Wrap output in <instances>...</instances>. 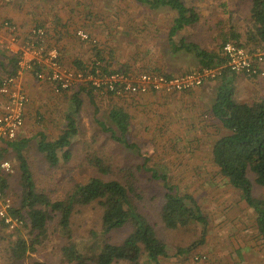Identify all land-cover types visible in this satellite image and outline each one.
<instances>
[{"label":"trees","instance_id":"1","mask_svg":"<svg viewBox=\"0 0 264 264\" xmlns=\"http://www.w3.org/2000/svg\"><path fill=\"white\" fill-rule=\"evenodd\" d=\"M133 1L150 12L167 11L173 14L166 28L153 29L171 45L172 55L175 57L184 53L194 56L197 67L186 73L226 64L224 47L227 44L264 52V0H237L250 2L246 30L242 32L231 25L228 31H220L222 22L218 23L215 26L217 35L214 39L215 41L219 39L220 43L216 48L194 39L193 33L199 28L202 15L189 0ZM35 28L45 31V45L48 48L58 47L49 43V36L42 26ZM78 31L79 29L76 30L77 39L85 48L91 47L94 58L89 63L76 61L74 63L76 70L84 71L100 64L106 73H133L127 66L115 68L116 63L113 62L115 50L100 48L103 41H96L87 31L85 32L90 36V40L82 41L77 35ZM61 61L65 64L62 57ZM0 70L1 88L5 79L17 75L18 57L9 58L7 67L0 64ZM144 73L167 77L179 76L157 70ZM234 74L238 73L225 70L215 80L221 81V86L218 88L211 114L228 134L224 136L217 134V138L208 141L211 146V162L228 186L239 192L241 200L252 211L255 217V230L264 246V197L256 196L254 191L255 186L264 191V100L237 102L234 80L227 79L228 75ZM56 91L72 96L74 110L64 118V126L55 136H49L43 130H39L31 138L18 137L12 141L0 139V159L15 158L19 174L16 180L19 183L18 188L13 190L14 203L10 196L13 171L0 174V189L5 191V196L11 200L9 215L18 223L13 233H7L10 226L0 218L2 264H52L48 260H39L33 256L47 246L51 239L58 238L62 241L59 264H164L163 261L172 257L170 246L160 237L158 223L154 222L151 214L143 207L145 197L141 180L143 172L150 173L151 181L162 191L161 196L151 197L153 200L160 197V206L157 209L159 224L170 231H187L200 225L203 227V234H206L209 219L197 199L191 194L183 193L180 187L171 181L167 170L161 172L160 169L150 167V157H145L144 162L136 167L116 172L110 160L95 152L86 158V162L90 168L97 171V176L89 178L83 184L73 179L70 189L65 190L61 196H57V190L41 189L29 162V151L34 148L50 168L68 164L73 158V141L81 135L75 119L84 106L79 96L85 94L89 103L95 106V97L101 95L91 87ZM189 92L191 91L181 94ZM102 96L124 102L130 98L117 95L116 92H106ZM97 124L100 132L118 146L121 145L130 153L135 151L138 157L142 155L140 144L129 139L132 115L124 107H112ZM32 141L35 142L34 146H31ZM92 141L95 142V139ZM198 143L194 146H198ZM123 172L122 177L114 178ZM108 176L113 178L106 179ZM89 207L98 208L99 223L87 232L84 245L80 247L77 240L80 225L76 222V217L81 216ZM116 234H122L121 240L114 238ZM204 243L203 235L200 241L190 247L174 248L176 252L174 256L189 253Z\"/></svg>","mask_w":264,"mask_h":264},{"label":"rangeland","instance_id":"2","mask_svg":"<svg viewBox=\"0 0 264 264\" xmlns=\"http://www.w3.org/2000/svg\"><path fill=\"white\" fill-rule=\"evenodd\" d=\"M37 1H40L37 8L31 4L30 12L34 17H40L45 11L41 3V1L45 2V0ZM67 1L70 2V5L67 3L65 10L71 7L74 12L78 11L76 14H71V16H75L78 23L87 22L86 19L89 17L87 16V18L86 15L90 13L92 18H98L99 20L98 24H96L97 22L95 23L97 28L100 24L106 26L105 28L108 29V32H112L113 36L111 38L109 34L105 35L106 37L104 36V40H102L105 41L104 45H108L112 39L116 41L115 44L117 46L118 43L121 44L120 48L122 50L120 52L117 49H113L118 51L114 55L115 68L122 67L123 63L133 55L132 49L134 46L131 45L136 46L138 44L131 34V37L123 36L124 30L120 31L118 27L132 24L131 30H136L138 22L151 21L153 23L166 24L173 18L172 13L167 11L150 12L133 0ZM73 1H75V4L72 3ZM22 2L25 7L30 5L28 2L26 3V0H22ZM189 3L195 5L202 15V22L193 33L194 39L198 42L216 48L220 41L219 39L217 41L214 39V36L217 35L215 26L220 22H222L220 31H228L231 25L242 32L246 30L250 2H239L237 0H189ZM116 25L119 33L117 35ZM78 29L87 31L83 27ZM93 37L98 41L97 37ZM101 45L99 46L100 48L104 46L103 43ZM5 60L6 57L0 54V64L6 66ZM0 75H2V70H0ZM248 80H259L258 82L261 83L264 82V77ZM249 93V99H246L247 102L264 100V86ZM29 97L32 102L29 106L31 111L28 118L29 122L32 123V129L28 130L25 125L22 130V132L25 131L22 138H31L39 130H43L49 136H55L63 128L64 118L74 110L71 101L72 96L66 98L65 95H60L57 101L53 100L49 105H42L40 101H34L33 95H29ZM79 97L84 106L82 111L75 116V119L79 124L81 135L73 141L72 160L58 168H50L34 148H31L28 153L29 162L41 189L50 188L54 191L57 190V196H61L65 190L70 189L73 179L83 184L89 178L97 176V171L90 168L86 162V158L95 152L110 160L116 172L136 167L144 162L143 159L145 157H150L149 166L160 169L161 172L167 170L171 181L179 186L183 193L193 195L209 219L206 234H203V227L200 225H196L187 231L166 230L161 223L159 224L160 219L158 218L157 209L160 206V197L156 200L151 198L154 195L161 196L162 191L159 186L151 181V174L143 172L141 176L142 187L145 190L143 207L146 208L145 211L148 214H151L154 222L158 223L160 237L166 240L170 246L169 251L172 257L163 261L164 264H264V246L255 230V217L241 200L239 192L228 186L226 180L214 168L211 162V146L208 141H201L198 146H194V144L190 145L189 142L183 143V141L172 139V141L159 140L152 134H150L149 138V134L144 133L143 129H141L142 126L139 124L136 129H133L132 126L131 138H129L131 142L140 144L143 150L142 155L138 157L135 151L130 153V151L121 145L118 146L101 133L97 124L98 120L104 119V116L116 103L117 99L97 95L95 97V106H92L85 94ZM93 139H95V142L92 141ZM34 144L35 142L32 141L31 146H34ZM7 161L11 163L13 169L15 167L11 181L12 192L10 193L14 203V191L19 184L16 181L19 176L18 167L15 158ZM118 174L114 178L122 177L124 172ZM109 178H113V176L106 177V179ZM254 191L256 196L264 197L263 190L255 186ZM99 213L98 208L89 207L81 216L76 217V222L80 225L78 227L80 233L78 234L79 237H77L80 247L84 245L87 232L92 227L98 226ZM13 230V228L9 227L6 232L13 233ZM203 235L205 237L204 245L194 248L189 253L174 256L176 254L174 248L190 247L195 242L200 241ZM122 237V234H116L114 238L121 240ZM61 244L62 241L59 238L58 240L51 239V242L47 243V246L41 248L39 253L33 257L39 260H48L52 264H59ZM198 258L199 260H196ZM0 264H2L1 253Z\"/></svg>","mask_w":264,"mask_h":264},{"label":"crops","instance_id":"3","mask_svg":"<svg viewBox=\"0 0 264 264\" xmlns=\"http://www.w3.org/2000/svg\"><path fill=\"white\" fill-rule=\"evenodd\" d=\"M27 2L30 5L25 7L22 0H0V22H13L18 28L19 35L23 38L28 37L32 28L42 26L49 36V43L51 45H58L64 63L68 67H73V69H75L74 63L76 61L80 60L89 63L94 58L91 47L85 48L84 44L76 37V30L79 27L86 29L92 36L101 40V42L104 40L105 35L109 34L110 38L113 36L112 32H108V29L105 28L106 26L99 24L97 28L96 24H98L99 20L98 18H92L90 13L86 15V17H89L86 19L87 22L78 23L75 16H71V14H76L78 11L74 12L71 7L65 10L66 4L70 5V2L67 0L41 1L45 11H43L44 13L40 17H34L30 12L32 8L31 4L37 8L40 1L26 0ZM72 3L75 4V1ZM168 25L169 22L162 24L149 21L144 23L138 22L136 30H131L132 24L118 27L120 31L124 30L123 36L131 37L132 35L138 43L136 45L137 48L135 45H131L134 46L132 49L133 55L123 63L122 67H129L133 73L157 70L171 75H180L197 67L194 56L190 54H179L177 57L172 55L171 45L156 34L153 29L155 27L164 29ZM115 30L116 35L119 34L117 25ZM115 42L112 39L108 43L110 47L104 45L103 48H106L108 51L117 49L120 52L122 50L120 48L121 44L118 43L117 46ZM103 43L105 44V41ZM0 54L6 57L5 61L7 64L8 59L15 56L4 46H0ZM119 64L121 65V63ZM262 67L264 68V64ZM227 79L234 80L235 98L240 103H247L246 99H249V92L264 86V82L260 83L258 82L259 80L249 81L241 74L228 75ZM21 83L24 91L30 96L33 95V100L40 101L42 105H49L53 100L57 101L60 95L67 96L65 93L60 94L57 92L55 87L50 83L36 82L31 74L24 75L21 78ZM220 86L221 81H215L186 94L161 95L154 93L142 96H130L125 102L117 99L112 107H124L132 115L133 129H136V126L140 124L144 133L149 134V138L150 134H152L159 140L170 141L172 139L183 141V143L189 142L192 145L201 141L214 140L217 138L216 136L219 134V131L221 132L219 135L224 136L228 134L211 114V109L215 103ZM4 103L5 100L0 95V113L3 112ZM30 111L31 109L28 107L25 120V127L28 130L32 129V123L29 122L28 118ZM22 130L18 135L19 139L25 133Z\"/></svg>","mask_w":264,"mask_h":264},{"label":"built area","instance_id":"4","mask_svg":"<svg viewBox=\"0 0 264 264\" xmlns=\"http://www.w3.org/2000/svg\"><path fill=\"white\" fill-rule=\"evenodd\" d=\"M77 35L82 41L90 36L79 30ZM46 33L43 29L33 28L28 37L19 35L17 27L9 21L0 22V45L6 47L18 57V70L15 77L3 81L0 95L4 98V109L0 113V139L15 140L23 129L26 113L31 99L24 91L21 78L31 74L40 82L52 84L57 90L70 91L82 87H91L98 94L116 92L123 96H142L148 94H181L203 87L215 81L222 72L243 74L249 79L264 77V52L250 51L247 48L227 44L224 55L227 63L216 68H205L179 76L167 77L151 73H106L97 64L88 70L70 68L61 61L60 49L45 45ZM12 165L0 159V174L11 173ZM11 200L0 189V218L11 228L18 223L9 215Z\"/></svg>","mask_w":264,"mask_h":264}]
</instances>
